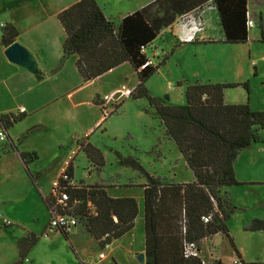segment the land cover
I'll return each mask as SVG.
<instances>
[{
  "label": "rangeland",
  "instance_id": "1",
  "mask_svg": "<svg viewBox=\"0 0 264 264\" xmlns=\"http://www.w3.org/2000/svg\"><path fill=\"white\" fill-rule=\"evenodd\" d=\"M42 1L61 5L70 0ZM123 1L97 0V3H103L102 11L114 16L122 11V3L126 4L125 9H132L136 2ZM0 5H3V0H0ZM166 39L168 42L157 38V53L147 55L152 64L159 65L145 82L150 96H167L169 104L181 105L185 102V86L194 79L210 83L246 81L247 90L242 86L226 88L223 98L231 103H248L252 110H264V40H261L255 28L249 29L246 44L227 45L218 40L176 44L170 37ZM146 51L150 54V50ZM136 80L127 63L101 79L87 82L81 79L80 86L73 93L52 105L53 112L57 113L53 118L57 122L52 119L44 122V126L37 131L25 132L26 136L24 134L22 138L25 147L36 150L29 151L36 154V158L27 165L16 156L15 151L12 152L11 146H7L4 152L6 142L0 141V264L13 262L19 257V250L15 254L11 248L16 241L13 237L19 230L16 229L18 225L23 224L37 231L46 219V211L34 197V190L51 194L57 178L64 177L70 163L73 181L78 183L82 179L86 184H106L111 188V196L134 197L138 204L135 226L115 242H119L116 262L109 255L100 260L99 252L106 253L108 250L91 246L88 237L81 239L84 250L76 254V250L71 251L70 242L46 229L52 243H46L44 232H40L38 242L21 264H47L50 255L53 256L52 264H79V261L83 264H141L132 247L125 246L128 243L130 246L132 236L136 243L140 240L139 244L143 246V190L139 185L146 182V177L119 162H127L124 160L127 157L132 158L149 174L165 176L166 181L186 179L189 173L177 146L165 136L153 111L147 110V99H132L130 96ZM95 98L102 101L110 112L104 120L100 107L96 110L91 104ZM66 100L78 101L79 104L72 106L73 110L70 111V105L65 108ZM50 110L46 108V111ZM69 112L74 115H66ZM16 127L23 128L21 124ZM257 134L259 141L242 149L234 162L235 178L241 184L229 186L235 209L228 219L232 233L229 232L237 248L240 251L241 247L244 248V259L249 264H264V231L252 232L241 228L254 217L264 219V130L258 129ZM79 142H89L96 147L104 165L98 167L93 164ZM26 166L29 173L34 175L26 171ZM4 219L14 221L13 226L4 228ZM49 220L50 216L46 223ZM213 246V254L222 262L230 263L234 252L225 235L217 236ZM202 247L206 248V245Z\"/></svg>",
  "mask_w": 264,
  "mask_h": 264
},
{
  "label": "trees",
  "instance_id": "2",
  "mask_svg": "<svg viewBox=\"0 0 264 264\" xmlns=\"http://www.w3.org/2000/svg\"><path fill=\"white\" fill-rule=\"evenodd\" d=\"M211 1L219 18L220 41L245 44L248 30L256 25L246 8V0ZM247 14L253 22L250 27L246 25ZM57 19L65 36L62 56L52 71H57L69 56L76 55V70L83 81H88L128 62L137 78L130 96L147 99V110L153 111L159 119L165 136L175 143L185 167L192 172L191 180L166 181L165 176L149 174L132 158L119 162L146 177V182L139 185L143 190L144 264H223L220 259L203 262L199 255L185 253L187 244H196L216 233H223L234 248L236 264H245L227 225L235 210L229 186L241 184L235 178L234 162L242 149L259 141L257 130H264V110H252L248 103H225L223 91L238 86L247 90V82L210 83L194 79L185 86L184 104H169L167 96L152 97L145 86L159 65L152 64L145 51L157 31L148 23L142 10L128 13L114 22L105 16L97 0H75L57 13ZM258 25L263 26L261 21ZM16 35L13 26L5 25L1 44H10ZM93 103L100 107L103 120L106 119L110 112L103 102L95 98ZM19 119L0 114L5 134L6 129ZM79 145L93 164L104 165L96 147L89 142H79ZM35 155L32 153L27 157L20 153L25 165L36 158ZM26 171L29 173L28 168ZM64 174L72 179L71 163ZM56 182L67 193L65 204L58 205L56 211L74 216L77 225H82L101 248L133 228L138 213L134 197L111 196L106 184H86L82 179L71 184L59 176ZM43 202L50 210L52 193L43 197ZM204 217H208L207 221ZM257 229H264V220L253 218L244 225V230ZM52 230L68 238L67 229ZM39 236L29 232L18 238L19 257L9 264H21Z\"/></svg>",
  "mask_w": 264,
  "mask_h": 264
},
{
  "label": "crops",
  "instance_id": "3",
  "mask_svg": "<svg viewBox=\"0 0 264 264\" xmlns=\"http://www.w3.org/2000/svg\"><path fill=\"white\" fill-rule=\"evenodd\" d=\"M73 1L75 0H70L67 3L61 5H52L50 2H44L42 0H3V5H0V39L2 28L5 25L13 26L17 32V35L13 41L19 42L31 52L37 68L36 73H31L21 66L9 62L4 55V49L7 45H2L0 41V114H10L15 118H20L18 121L14 122L10 127L6 129L7 140L5 141L6 143L5 146H3V150L5 152L6 147L11 146L12 152L15 151L16 156L22 162L23 160L20 156V153H24L27 157H30L31 154L29 153V151H36L35 149H27L25 147V141H23L22 139L24 134L26 136L25 132L30 133L37 131L42 126H44V122H49L52 119L54 122H57V119L53 118L57 115V113L53 112L51 108L52 105H54L57 100L65 98L66 96L73 93L81 84L80 80L82 78L77 72L75 66L76 55L69 56L57 71H52L54 67L57 66L62 56V43L65 36L64 30L59 20L57 19V13L70 5ZM125 1L130 3V1L132 0ZM120 2L124 1L120 0ZM124 4H121L122 11L119 12V15L113 16V13L107 14L105 11L104 14L107 18L113 20L114 22H117L121 17L128 13L139 9L142 10L148 23L157 31V36L151 41V43H149V45L145 49V51L147 49L150 50V54H147L146 51L147 55H155L157 53L158 43H155V41L159 37H161L162 41L167 42L168 40L166 39V37H170L174 42H176V44L211 43L217 40L220 41V39L222 38L217 10L212 4L211 0H142L141 2H138L136 0L132 9H125ZM102 6H104L103 3L101 5V9L103 10ZM246 8L250 14L251 19L256 22V25H254L252 28H255L256 33H259L261 40H264V0H246ZM260 21L263 24L262 28L258 25V22ZM221 43L228 45V43ZM124 63H127L129 65L128 62H123L117 67L107 71L106 73L100 75L95 79H101L108 73H111L114 70L118 69ZM129 67L131 68L130 65ZM133 73L135 74L134 71ZM76 77H78V79ZM91 102V104H93L94 108H96L97 110V108L99 107L93 103V100ZM224 102L231 103L230 101L225 99ZM65 104V108H68V106L70 105V111H72V106L76 107L79 102H74V100H66ZM20 108H23V110L20 111ZM46 108L51 110L46 111ZM66 115H74V113L69 112ZM20 124L23 127L21 129H19V127H16ZM18 139H20V141H17ZM32 161L33 158L28 163H31ZM186 169L187 173H189V176L186 179L180 180L188 181L193 178L191 170L188 168ZM35 175L37 176V174ZM110 187L113 188L115 186ZM110 189H107L109 195L111 194L109 191ZM33 193L34 197H36L39 203L44 207L46 211V219L44 223L40 225L39 228L41 229H38L37 231L29 229L28 227H24L23 224L22 226L18 225L19 227H17L16 229L19 228V230L15 232V235L13 237L16 241L15 243L11 244V248L13 250V253L15 252V254L18 251V246H16L18 238L26 235L29 232H32L36 235L40 234V232H44L43 234L45 238H47V241H44L46 243H52V238L49 240V235L48 233H46V229H48V223L46 222H48L50 211L43 202V197L49 195V193L42 191L40 193L39 190H34ZM112 196H115V194ZM257 219L264 220L261 218ZM13 222L14 221L4 219L3 227L7 228L9 226H13ZM135 223L136 218L134 221V226ZM227 225H229V220L227 221ZM244 225L245 224H243L241 227L242 230H244ZM133 228L124 235H127L130 231L133 230ZM228 229L231 231L230 226L228 227ZM51 231H53V234L56 237L61 236L65 241L70 242V249L73 252L74 250H76L74 252L76 254H79L78 252L84 250L81 245V239H87V237L89 238L91 246L103 249L98 245L97 240H95L88 232L84 230L82 225L78 224L68 229L67 239L64 238L60 232L55 230ZM249 231L254 232L253 230ZM256 231L264 230L259 229ZM220 234L224 235L223 233H216L210 237L201 239L195 244L198 255L203 260V262H210L213 259H219L213 254L212 248L214 247L213 245L215 242V238ZM119 238L113 239L104 247L108 250L106 253L99 252L100 260L103 261L109 255L111 256L113 261L116 262L115 255L119 247V242H115L118 241ZM38 240L35 242V244L38 242ZM133 240L134 237L132 236L130 246L128 243V245L125 247H132L131 250H133L134 254L136 255L140 252L144 253V222L143 246L139 244L140 240H137V243L135 242V240ZM204 244L206 245V248L202 247ZM34 245L29 250H31ZM234 245L240 255V259H242L245 264H249L244 259V248L241 247L240 251L237 248L235 242ZM50 249L52 250L51 247ZM232 250L234 252L231 258L232 260L230 261V263H225L220 259L223 264H236L235 258L237 257L235 255L233 247ZM100 254H103V256L100 257ZM27 256L28 253L24 259H26ZM52 261L53 256H48V260L46 261L47 264H52ZM9 262L11 261H5L2 264H9ZM80 262L81 261H79V264Z\"/></svg>",
  "mask_w": 264,
  "mask_h": 264
},
{
  "label": "built area",
  "instance_id": "4",
  "mask_svg": "<svg viewBox=\"0 0 264 264\" xmlns=\"http://www.w3.org/2000/svg\"><path fill=\"white\" fill-rule=\"evenodd\" d=\"M247 21H246V25L248 27L253 25V22L251 19H249V16L247 14ZM264 59V58H263ZM20 111L23 110V108L19 109ZM6 141V134H5V130L2 127V125L0 124V141ZM62 177V176H61ZM64 180H68L69 183L71 184H75V182L72 179H69L67 174H64V177H62ZM65 200H67V193L66 191H64L63 187L59 184L55 185V190H52V206L50 208V220L48 223V229L52 230L53 228H63V229H70L73 226L77 225V220L74 216L72 215H66V214H62V213H58L56 211V207L58 205H63L65 204ZM208 217H204V221H207ZM185 253L186 254H190V255H198V251L195 247V244L190 243L186 245L185 248ZM103 254H100V257H102ZM236 262V261H235Z\"/></svg>",
  "mask_w": 264,
  "mask_h": 264
},
{
  "label": "water",
  "instance_id": "5",
  "mask_svg": "<svg viewBox=\"0 0 264 264\" xmlns=\"http://www.w3.org/2000/svg\"><path fill=\"white\" fill-rule=\"evenodd\" d=\"M4 55L9 62L17 64L28 72L36 73L37 68L35 60L31 52L22 44L17 41H13L8 44L4 49ZM137 259L141 264H144V253L137 254Z\"/></svg>",
  "mask_w": 264,
  "mask_h": 264
}]
</instances>
